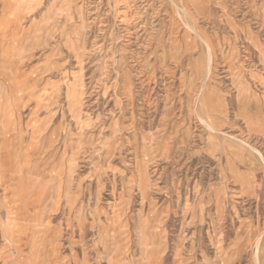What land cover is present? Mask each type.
Returning <instances> with one entry per match:
<instances>
[{
    "label": "rangeland",
    "instance_id": "rangeland-1",
    "mask_svg": "<svg viewBox=\"0 0 264 264\" xmlns=\"http://www.w3.org/2000/svg\"><path fill=\"white\" fill-rule=\"evenodd\" d=\"M0 264H264V0H0Z\"/></svg>",
    "mask_w": 264,
    "mask_h": 264
}]
</instances>
